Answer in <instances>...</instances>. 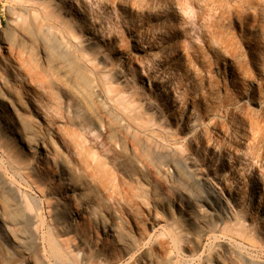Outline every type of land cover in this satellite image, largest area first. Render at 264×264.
I'll return each instance as SVG.
<instances>
[{
	"label": "rangeland",
	"instance_id": "rangeland-1",
	"mask_svg": "<svg viewBox=\"0 0 264 264\" xmlns=\"http://www.w3.org/2000/svg\"><path fill=\"white\" fill-rule=\"evenodd\" d=\"M0 264H264V0H0Z\"/></svg>",
	"mask_w": 264,
	"mask_h": 264
},
{
	"label": "bare ground",
	"instance_id": "bare-ground-1",
	"mask_svg": "<svg viewBox=\"0 0 264 264\" xmlns=\"http://www.w3.org/2000/svg\"><path fill=\"white\" fill-rule=\"evenodd\" d=\"M40 167H42V168H43V167H44V165H43V164H41V165H40Z\"/></svg>",
	"mask_w": 264,
	"mask_h": 264
}]
</instances>
